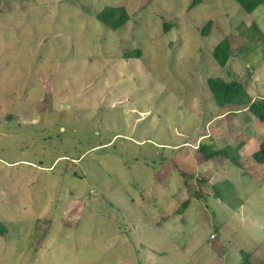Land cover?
<instances>
[{
    "label": "rangeland",
    "instance_id": "obj_1",
    "mask_svg": "<svg viewBox=\"0 0 264 264\" xmlns=\"http://www.w3.org/2000/svg\"><path fill=\"white\" fill-rule=\"evenodd\" d=\"M212 77L264 92V4L0 0V264H264V123L217 106Z\"/></svg>",
    "mask_w": 264,
    "mask_h": 264
},
{
    "label": "trees",
    "instance_id": "obj_2",
    "mask_svg": "<svg viewBox=\"0 0 264 264\" xmlns=\"http://www.w3.org/2000/svg\"><path fill=\"white\" fill-rule=\"evenodd\" d=\"M196 2L197 1L193 2L192 6H195ZM237 2L248 13L254 12L259 6L264 4V0H237ZM97 18L107 27L117 30L129 21L130 16L124 6H107L97 14ZM210 24L211 23L203 29L204 35L210 34ZM170 28V24H165L166 30H169ZM232 53V46L228 39L222 40L213 49V55L221 66H226ZM140 55L141 50L137 49L134 53L128 54L127 57ZM207 83L217 106L222 109L230 105L235 107H247L260 122L264 123V98L252 101V98L247 91L248 81L242 82L239 79H231L227 81L220 77H212L208 78ZM199 149L206 160L224 156L229 159V161L240 166L238 163V153L236 150L234 151L231 145L217 147L216 145L202 142L200 143ZM252 157L258 164H264V140L261 142L258 150L252 154ZM212 188L215 198H220L222 201L229 202V198L231 199V197L227 196L226 189H220V187L214 185ZM189 205L190 201H185L183 205L179 207L177 213L183 214ZM232 206L235 205L232 204ZM5 230L4 225L0 223V233H5ZM251 256V253L242 251V264H253Z\"/></svg>",
    "mask_w": 264,
    "mask_h": 264
},
{
    "label": "crops",
    "instance_id": "obj_3",
    "mask_svg": "<svg viewBox=\"0 0 264 264\" xmlns=\"http://www.w3.org/2000/svg\"><path fill=\"white\" fill-rule=\"evenodd\" d=\"M246 81H248V80H246ZM249 84H250V80L248 81V88H249ZM251 98H252V101H255V100H258V99H263L264 98V92H261V93H259L257 95H253V97H251ZM234 108H236V107H234ZM237 108H238V110H239V108H242L244 111L249 110L247 107H237ZM259 144H261V142ZM258 146H260V145H258ZM257 148H259V147H257Z\"/></svg>",
    "mask_w": 264,
    "mask_h": 264
}]
</instances>
